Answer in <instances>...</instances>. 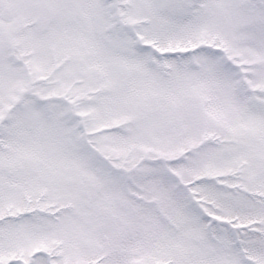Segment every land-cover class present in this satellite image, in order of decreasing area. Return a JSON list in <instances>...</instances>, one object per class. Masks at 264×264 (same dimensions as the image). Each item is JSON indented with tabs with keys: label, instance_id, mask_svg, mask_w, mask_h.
Returning a JSON list of instances; mask_svg holds the SVG:
<instances>
[{
	"label": "snow or ice",
	"instance_id": "obj_1",
	"mask_svg": "<svg viewBox=\"0 0 264 264\" xmlns=\"http://www.w3.org/2000/svg\"><path fill=\"white\" fill-rule=\"evenodd\" d=\"M0 264H264V0H0Z\"/></svg>",
	"mask_w": 264,
	"mask_h": 264
}]
</instances>
